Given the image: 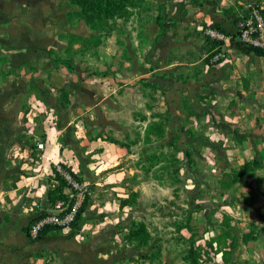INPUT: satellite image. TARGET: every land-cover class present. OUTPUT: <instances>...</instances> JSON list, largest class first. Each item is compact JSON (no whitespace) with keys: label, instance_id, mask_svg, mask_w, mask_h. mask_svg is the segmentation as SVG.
Listing matches in <instances>:
<instances>
[{"label":"rangeland","instance_id":"rangeland-1","mask_svg":"<svg viewBox=\"0 0 264 264\" xmlns=\"http://www.w3.org/2000/svg\"><path fill=\"white\" fill-rule=\"evenodd\" d=\"M176 5L0 0V184L33 175L67 117L69 137L110 142L127 159L125 177L86 186L68 232L90 201L125 199L100 220L131 249L129 264H264V57L240 41L243 14L216 41L211 26L182 24ZM52 181L39 198L21 190L26 247L40 239L30 227L51 211ZM28 253L9 264H56Z\"/></svg>","mask_w":264,"mask_h":264},{"label":"crops","instance_id":"crops-1","mask_svg":"<svg viewBox=\"0 0 264 264\" xmlns=\"http://www.w3.org/2000/svg\"><path fill=\"white\" fill-rule=\"evenodd\" d=\"M173 1L177 4L176 13L181 17L182 24L190 23L196 26V29L211 26L224 35L235 29L236 21L241 14L245 17L250 16V10L246 9L248 3H255L264 9V0ZM63 120L67 123V117ZM64 123H61V128L47 132L49 134L47 150L41 157L42 162L34 166L33 175L17 178L12 188L7 183L5 187L0 184V264H9L10 256L13 261L23 260L20 257L23 255L28 257V252L33 249L39 253L37 257H40L41 261L45 255L49 258L54 257L56 264H123V262L129 264L131 249L126 243L117 244L113 241L111 238L117 239L118 234L114 236L107 234L103 229L106 223L100 220L109 218L106 216L108 206H114L116 210L120 208L125 210L129 206L125 199L114 203L101 198L94 199L81 212L80 222L76 223L75 230L70 228V232L68 229L62 232L54 231L32 243V248L25 246V240L30 239L24 234V226L30 220V215H26L25 212L21 214L19 206L25 198V192H21L22 188H37L34 196L38 197L35 198L43 196L41 183L44 177L48 179L52 176L58 165H63L76 174L84 185L93 184L98 190L101 187L107 188L115 178L120 180L125 177L127 172L124 167L127 160L124 149L101 139L90 138L87 134L83 139L71 138L66 133L67 127ZM112 167H118L115 174L111 173ZM122 202L125 203L124 206ZM95 209L99 212L97 216L91 214ZM94 217L96 219H92Z\"/></svg>","mask_w":264,"mask_h":264},{"label":"built area","instance_id":"built-area-1","mask_svg":"<svg viewBox=\"0 0 264 264\" xmlns=\"http://www.w3.org/2000/svg\"><path fill=\"white\" fill-rule=\"evenodd\" d=\"M206 34L216 41L225 40V35L216 28L209 27ZM238 35L243 45L249 49L264 50V15L258 9H253L250 16L238 23ZM64 180L67 188L65 200H58L52 205L51 211L38 217V220L30 227V235L36 239L40 232L48 227L67 229L76 221L81 206L88 197V188L81 183L76 174L63 165H58L52 174L53 183L58 179ZM67 190V191H66ZM74 193H76V198ZM71 196V197H70Z\"/></svg>","mask_w":264,"mask_h":264},{"label":"trees","instance_id":"trees-1","mask_svg":"<svg viewBox=\"0 0 264 264\" xmlns=\"http://www.w3.org/2000/svg\"><path fill=\"white\" fill-rule=\"evenodd\" d=\"M261 12L264 15V11H261ZM251 50H253V49H251ZM253 51H256L257 56L264 57V50L255 49ZM58 181H59L58 182L59 187L58 188L56 187L57 189H55L54 191H51V193H50V199L49 200L52 203V205H54L58 200H65L66 199V197L64 196V188L66 186V183L64 182V180H62L60 178L58 179ZM52 194H54V196ZM124 205H125V203L122 202V206H124ZM54 231H58V228L48 227V228L42 230L37 238H42V237L46 236L47 234H49L50 232L52 233Z\"/></svg>","mask_w":264,"mask_h":264}]
</instances>
